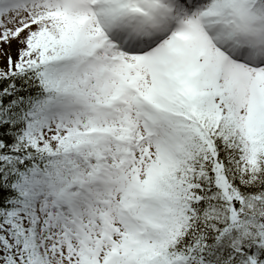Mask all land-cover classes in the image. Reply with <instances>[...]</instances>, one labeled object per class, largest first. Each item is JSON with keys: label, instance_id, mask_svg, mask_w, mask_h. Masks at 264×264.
<instances>
[{"label": "snow or ice", "instance_id": "obj_1", "mask_svg": "<svg viewBox=\"0 0 264 264\" xmlns=\"http://www.w3.org/2000/svg\"><path fill=\"white\" fill-rule=\"evenodd\" d=\"M0 264H264V0H0Z\"/></svg>", "mask_w": 264, "mask_h": 264}]
</instances>
